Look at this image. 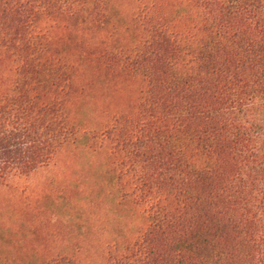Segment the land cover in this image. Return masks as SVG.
<instances>
[{"label":"rangeland","instance_id":"374dc122","mask_svg":"<svg viewBox=\"0 0 264 264\" xmlns=\"http://www.w3.org/2000/svg\"><path fill=\"white\" fill-rule=\"evenodd\" d=\"M44 1L49 8L36 22L42 70L30 78L21 70L30 39L18 27L23 17L0 12V103L29 93L53 103L64 120L48 138L35 127H0V264H115L151 225L147 199L133 183L138 167L120 142L122 131L144 115L151 78L141 70L147 62L138 68L121 59L122 52L141 46L152 51L145 39L154 20L175 26L186 43L202 39L207 7L203 0ZM171 47L160 57L182 70L188 56L173 59ZM159 191L183 222L178 230L198 224L195 209L180 204L175 190ZM198 228L202 233L205 227ZM212 231L216 252L238 258L229 264H262L242 227L223 222Z\"/></svg>","mask_w":264,"mask_h":264},{"label":"trees","instance_id":"16d2710c","mask_svg":"<svg viewBox=\"0 0 264 264\" xmlns=\"http://www.w3.org/2000/svg\"><path fill=\"white\" fill-rule=\"evenodd\" d=\"M203 2L207 33L202 39L186 43L175 26L152 20L145 39L152 51L141 46L122 52L121 59L138 68L147 62L146 70H141L151 78L142 102L144 115L120 138L138 167L133 183L147 199L151 225L115 264H218L212 257L229 264L230 258H238L216 252L209 237L223 222L242 227L264 263V227L258 233L251 230L264 223V112L259 110V104L264 105V0ZM47 4L44 0L0 4L3 14L23 17L18 27L30 39L22 49L21 70L29 78L42 70L36 22ZM171 45L173 59L188 56L182 70L160 57ZM20 93L0 103L2 129L35 127L48 138L64 127L53 103ZM140 161L149 163L138 165ZM161 188L175 190L180 204L191 205L198 224L178 230L183 222L177 219L176 208L164 203ZM199 225L207 233H201ZM185 236L201 238V243L193 244Z\"/></svg>","mask_w":264,"mask_h":264}]
</instances>
